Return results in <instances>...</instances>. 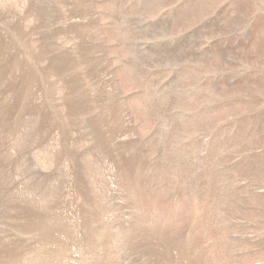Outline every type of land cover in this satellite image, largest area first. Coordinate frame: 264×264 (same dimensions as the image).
<instances>
[{
	"label": "rangeland",
	"instance_id": "1",
	"mask_svg": "<svg viewBox=\"0 0 264 264\" xmlns=\"http://www.w3.org/2000/svg\"><path fill=\"white\" fill-rule=\"evenodd\" d=\"M0 264H264V0H0Z\"/></svg>",
	"mask_w": 264,
	"mask_h": 264
}]
</instances>
